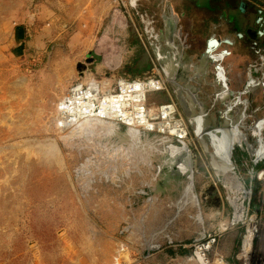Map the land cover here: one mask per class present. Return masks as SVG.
Wrapping results in <instances>:
<instances>
[{
	"label": "rangeland",
	"instance_id": "374dc122",
	"mask_svg": "<svg viewBox=\"0 0 264 264\" xmlns=\"http://www.w3.org/2000/svg\"><path fill=\"white\" fill-rule=\"evenodd\" d=\"M53 1L47 19L60 22L59 0ZM106 1L108 14L92 23L96 43H34L39 32L30 31L32 25L17 26L10 38L0 32V264H196L189 245L211 231L221 204L229 213L231 198H241L217 173L212 137L206 133L230 129L240 117L246 125L263 96L255 85L248 94L227 86L224 100L221 86L204 79L206 43L173 46L143 39L162 25L159 16L173 29L175 0ZM111 24L116 34L103 31ZM128 27L134 42L118 43ZM159 57L177 61L167 88L190 134L193 175L177 183L164 176L170 149L140 146L101 123L69 132L56 125L55 106L69 86L93 80L101 90L113 91L120 80L149 76ZM198 59L202 68L196 70ZM180 89L194 97L198 123L188 101L179 99ZM198 97L206 104L203 112ZM167 102L165 93H150L146 104L154 115ZM239 150L235 146L232 152L236 171L247 179ZM251 199L257 204L258 192ZM260 217L264 224L263 208ZM222 237L209 259L218 255L230 264H251L244 255L235 259L247 248L239 231ZM260 244L256 241L250 259L263 251Z\"/></svg>",
	"mask_w": 264,
	"mask_h": 264
},
{
	"label": "built area",
	"instance_id": "2783aa9c",
	"mask_svg": "<svg viewBox=\"0 0 264 264\" xmlns=\"http://www.w3.org/2000/svg\"><path fill=\"white\" fill-rule=\"evenodd\" d=\"M125 14L128 15V12L125 11ZM205 50L209 54L206 61L207 72L205 73H213L215 77V79L210 77L207 81L209 83L214 81L221 86L224 90L223 99L225 100L227 90L223 80V72L224 60L228 53L227 39H221V43L216 39L215 43H210ZM163 78L162 66L159 64L158 68L154 65L153 72L143 80L118 81L113 91L101 90L97 82L93 80L75 83L68 87L56 103V125L61 132H69L89 123L102 122L114 124L123 129H134L135 131L169 137L173 141L186 143L190 138L188 127L169 94L167 82L164 86ZM253 85L251 80L247 81L243 87V94H248ZM150 93H165L168 98L167 103L157 107L154 115L146 104L147 96ZM254 117H256L255 114ZM263 130L264 118H259V121L256 119L251 126L246 124L244 130L246 138L235 145L246 153L253 168H246L248 177L244 179L239 176L236 167H234L235 160L232 162L236 182L241 187L238 192L242 194L241 198L239 197L234 203H229L231 208L229 213L225 212L224 205L221 204V212L211 231L192 241L193 244L189 245L191 249L190 259L196 264H230L218 255H214L211 259L208 258V255L214 250L218 240L232 231H239L247 246L244 251L236 253L235 259L237 260L244 255L251 264H264V249L263 251L260 249V255L257 258L250 259V253H255L256 241L260 240V245H264V236H261L264 232V224L260 217L262 208L264 209ZM253 135L255 141L252 140ZM254 183L259 194L257 204H252L251 199ZM232 200L234 199L232 198ZM241 264L249 263L246 261V263L241 262Z\"/></svg>",
	"mask_w": 264,
	"mask_h": 264
},
{
	"label": "crops",
	"instance_id": "0c3cea01",
	"mask_svg": "<svg viewBox=\"0 0 264 264\" xmlns=\"http://www.w3.org/2000/svg\"><path fill=\"white\" fill-rule=\"evenodd\" d=\"M175 1L171 3L176 8L173 29H169L165 18L159 16L162 18V25L157 32H151L143 39L148 43H206L207 47L210 43H215L216 39L221 43V39L226 38L228 53L224 60L225 87L229 86L240 94V89L251 80L255 85L254 89L263 96V102H260V107L258 105V108L252 110L246 124L251 126L256 119L259 121V118H264V113L262 116L259 114V111L264 112V0ZM28 3L29 0H0V5H3L0 7V32H9L7 38L11 37L17 26L32 25L33 28L29 30L39 32L34 43H49L54 40L96 43L93 36L96 29H93L92 23L97 17V24L100 17H106L109 10L106 0H59V22L47 19L53 14V0H40L39 4L32 5ZM10 4L12 6H8ZM116 30L112 24L103 29L106 33L115 34ZM125 30L123 40L120 39L118 43H133L132 29L128 27ZM151 35L156 39L151 40ZM7 38L3 40L7 41ZM103 41L102 39L101 42ZM112 43H117V40ZM176 62L173 61V64ZM199 62L194 65L196 70L202 68V61ZM203 64L207 72L206 63ZM226 237L228 236L221 242Z\"/></svg>",
	"mask_w": 264,
	"mask_h": 264
},
{
	"label": "bare ground",
	"instance_id": "6f19581e",
	"mask_svg": "<svg viewBox=\"0 0 264 264\" xmlns=\"http://www.w3.org/2000/svg\"><path fill=\"white\" fill-rule=\"evenodd\" d=\"M159 62L160 65L162 66V75L164 76L162 81L165 86V82H167V80H170L169 78H173L175 76L177 66L173 64V60L171 58L165 59L159 57ZM208 78H209V73H205L204 79L207 80ZM187 88L188 87L186 86L184 90L187 91ZM179 91H180L178 94L179 99L182 102L188 101V106L190 108L188 110L190 111L191 115L194 116L195 122L198 123L201 116L200 115L195 116L192 112L191 101L194 100V97L189 92H187V96H185L184 92H182L181 89ZM226 95L227 93H225V96ZM199 98L200 97L196 98V100L201 105L202 107L201 112H203V109L206 108V104L203 103ZM98 123H101L102 126H106V130L112 132L113 134H119V133L125 134V138L128 137L129 139H131L132 142L133 140H135V142L140 146L147 143L151 148L154 149L157 148V150H161V151L169 150V149L175 150V148L181 145H184L185 147L188 148L187 143L181 141H173L169 137H161L152 133L135 131L134 129H123L114 124H105L102 122H98ZM244 130H245V124L243 123V120L240 117L231 123L230 129L222 130V131L212 130L206 133V138L212 137L211 142L213 143L212 145L214 146V159L217 158L214 164L215 168L217 169L216 171L219 175L224 176L227 179V181L231 185L230 188L236 194L240 191L241 187L237 184L236 176L233 173L231 152L233 149V145L241 143L246 138V133L244 132ZM168 131L171 132V130ZM252 138H253L252 140L255 141L254 135L252 136ZM152 168L154 169V166ZM162 168L163 165L161 166V169ZM155 171L158 172L157 169H155ZM192 175L193 172L186 175V178L191 179ZM192 186L193 183L191 180H189L187 185L188 190L192 189ZM232 198L234 200H232ZM232 198H231L232 203H234V201L236 202L239 199V197L237 196H233Z\"/></svg>",
	"mask_w": 264,
	"mask_h": 264
},
{
	"label": "water",
	"instance_id": "95a60500",
	"mask_svg": "<svg viewBox=\"0 0 264 264\" xmlns=\"http://www.w3.org/2000/svg\"><path fill=\"white\" fill-rule=\"evenodd\" d=\"M201 1V0H200ZM202 2V1H201ZM178 35V34H177ZM235 151L233 145L232 152ZM232 162L234 161L233 154ZM168 164L165 165V174L168 180L177 183L183 176L190 174L193 171V158L190 150L184 145L178 146L175 150L171 149L169 153Z\"/></svg>",
	"mask_w": 264,
	"mask_h": 264
},
{
	"label": "trees",
	"instance_id": "16d2710c",
	"mask_svg": "<svg viewBox=\"0 0 264 264\" xmlns=\"http://www.w3.org/2000/svg\"><path fill=\"white\" fill-rule=\"evenodd\" d=\"M262 139H263V142H264V130H263V132H262ZM237 152V151H236ZM239 153L243 156L241 159L244 161V164H245V167L246 168H253V166H251V163H250V161H249V159L247 158V155H246V153L245 152H243V151H241V150H239ZM235 155V154H234ZM245 160H244V159ZM234 159H235V157H234ZM255 170H257L256 168H255ZM254 188H253V190H252V197H254V195L256 194V192H257V186H256V184L254 183V186H253Z\"/></svg>",
	"mask_w": 264,
	"mask_h": 264
}]
</instances>
